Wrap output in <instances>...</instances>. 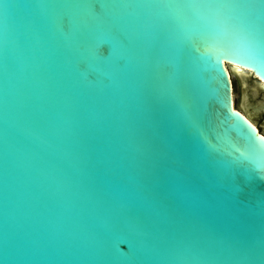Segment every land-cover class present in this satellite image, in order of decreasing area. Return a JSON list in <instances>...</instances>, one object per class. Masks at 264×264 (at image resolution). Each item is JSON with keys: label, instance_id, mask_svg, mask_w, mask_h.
<instances>
[{"label": "water", "instance_id": "1", "mask_svg": "<svg viewBox=\"0 0 264 264\" xmlns=\"http://www.w3.org/2000/svg\"><path fill=\"white\" fill-rule=\"evenodd\" d=\"M226 66L264 85V0H0V264H264Z\"/></svg>", "mask_w": 264, "mask_h": 264}, {"label": "rangeland", "instance_id": "2", "mask_svg": "<svg viewBox=\"0 0 264 264\" xmlns=\"http://www.w3.org/2000/svg\"><path fill=\"white\" fill-rule=\"evenodd\" d=\"M228 70L230 72V78L232 81V88L234 93V105L237 109L244 113V92L249 91L255 86H259L260 82L253 77L250 73H245V78H241L236 76L232 72V67L228 66ZM256 100L259 101L261 98L264 99V85L260 84L259 89L256 92ZM259 131L264 134V111H260L256 117H253Z\"/></svg>", "mask_w": 264, "mask_h": 264}, {"label": "bare ground", "instance_id": "3", "mask_svg": "<svg viewBox=\"0 0 264 264\" xmlns=\"http://www.w3.org/2000/svg\"><path fill=\"white\" fill-rule=\"evenodd\" d=\"M235 67V66H234ZM226 68L228 69V66H226ZM235 68H238L239 70H242L240 69L238 66H236ZM229 71V70H228ZM232 100L234 101L235 98H234V93L232 92ZM235 106V105H234ZM249 118V117H248ZM250 119V118H249ZM255 125V124H254ZM256 126V125H255ZM257 127V126H256ZM263 135V134H262ZM264 136V135H263Z\"/></svg>", "mask_w": 264, "mask_h": 264}, {"label": "snow or ice", "instance_id": "4", "mask_svg": "<svg viewBox=\"0 0 264 264\" xmlns=\"http://www.w3.org/2000/svg\"><path fill=\"white\" fill-rule=\"evenodd\" d=\"M105 54H106V52H105ZM261 139H264V138H261Z\"/></svg>", "mask_w": 264, "mask_h": 264}]
</instances>
